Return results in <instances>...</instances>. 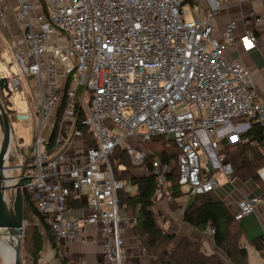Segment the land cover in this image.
<instances>
[{"label":"built area","instance_id":"built-area-1","mask_svg":"<svg viewBox=\"0 0 264 264\" xmlns=\"http://www.w3.org/2000/svg\"><path fill=\"white\" fill-rule=\"evenodd\" d=\"M225 1L207 0L203 18L187 19L182 0H18L24 44L14 51L17 71L5 75L7 97L22 92L25 76L39 79L40 94L33 112L6 109L9 119L26 128L34 122L28 162L18 153L11 165L10 148L4 170L12 178L7 183L22 179V190L39 212L50 215L58 241L76 240L87 226H100L103 259L93 264H125L123 230L135 223L120 201L125 182L110 162L116 147L124 146L132 163L141 166L150 153L133 143L166 135L179 146L176 164L159 157L152 162L158 198L169 203L175 165L178 183L190 195L216 190L220 183L214 171L222 170L228 181L232 173L218 140L227 137L235 143L252 121L264 125V106L251 72L226 56L236 43V22L227 24L222 37L215 35L214 4ZM239 39L247 51L257 47L253 29ZM59 65L65 84L59 80ZM79 120L92 132L94 146ZM259 174L264 179V168ZM14 198L15 189L5 192L9 206ZM263 200L256 194L240 199L235 219L255 213ZM75 201L86 205L69 206Z\"/></svg>","mask_w":264,"mask_h":264},{"label":"trees","instance_id":"trees-1","mask_svg":"<svg viewBox=\"0 0 264 264\" xmlns=\"http://www.w3.org/2000/svg\"><path fill=\"white\" fill-rule=\"evenodd\" d=\"M187 1L182 0L183 5H186ZM78 126L84 131L89 146H94L92 132L90 133L88 128L80 123V120ZM55 136L56 131L52 134L51 142L54 141ZM166 138H168L166 135H157L143 142L149 144L154 141L153 145L148 146V150L145 149L150 153L141 165L146 172L143 176L131 177L119 192L120 201L127 204L125 211L135 222L133 233L153 257L152 264H249L248 249L242 243L245 232L240 221L235 219L228 203L220 195V189L194 195L184 210L183 219L185 223L199 231L213 229L215 245L229 259L230 263H227L219 253H205L201 248L200 241L193 240L188 236L177 240L175 233L166 232L158 225L153 210L155 200L159 197L153 173V158L159 157L163 162L176 164L180 153L179 146L172 139ZM239 138V143L224 153L232 165L231 180L243 183L252 182L261 189L264 195V180L259 174V169L264 167V125L252 121L250 128L242 132ZM227 141V137L222 140L225 143ZM26 150V153L21 154L28 162L30 148ZM110 162L117 176H119L118 168L121 166L139 167L132 163L122 145L115 148L110 156ZM203 172L207 173L206 170ZM178 178L179 170L175 165L169 175L168 190L173 197L169 201L170 208H180L178 199L186 193L185 189L179 185ZM128 184L135 187L133 191L126 188ZM23 198L24 220L28 216L30 219V224H28L23 237L28 264H40L45 245L40 225L47 233L53 247H56V236L49 223L50 215L39 212L32 196L25 189ZM79 205L85 206L86 202L69 203V206ZM250 242L264 259V234L252 238ZM62 262L67 264L66 259H63Z\"/></svg>","mask_w":264,"mask_h":264},{"label":"crops","instance_id":"crops-1","mask_svg":"<svg viewBox=\"0 0 264 264\" xmlns=\"http://www.w3.org/2000/svg\"><path fill=\"white\" fill-rule=\"evenodd\" d=\"M187 4H190L191 8H187ZM186 5H184V8L189 12L188 16H190L191 13L192 16L199 15L203 18L209 3L207 0H188ZM214 5L215 15L213 23L215 26V35L217 37H222L227 24L231 20L236 22V43L227 49L226 56L231 60H238L251 72L256 84L258 100L264 106V0H227L220 4L215 3ZM38 10L39 9H37V11ZM18 12V0H0V64L7 62L10 66H14L15 72L17 71V65L14 60V51L17 46H22L24 44L23 34L25 29L24 22L18 17ZM253 15L261 17L262 21L257 22L252 19L251 16ZM248 29L255 30L258 36L257 47L251 51L245 50L239 39L240 35ZM59 68L60 83L65 84V76L63 75L64 67L59 65ZM0 73L8 75L2 72L1 69ZM13 73L14 72L10 74ZM22 82V92L26 88L30 96L29 105L32 108L40 94V81L36 77L25 76L22 78ZM2 96L3 95H1V97ZM20 140V143L23 144V139L20 138ZM229 143L230 142L227 141L225 145L222 144V148L225 149V152L227 149L234 146H230ZM30 144L22 148H30ZM128 171L129 170L124 166L120 168V177L125 183H128L131 177L143 176L146 172L144 167L141 166L134 167V172L131 174H129ZM218 180L220 183L218 188L220 189V195L228 203L233 213L237 211V204L239 201L236 197L262 194L261 189L252 182L243 183L238 180L228 181L223 176ZM262 180L264 179L262 178ZM128 190L130 191V188ZM185 192V195L178 199V203L181 205L178 211L171 210L169 203L166 202L165 199L158 198L155 200L153 210L155 206L159 207V216L164 215V218L166 217V221H163L162 225H158L161 229H163V226L172 228L174 222L172 221L173 223L170 222L168 224L167 220H170V217L176 216V213L180 211L182 213L181 221L183 227L181 230L183 232H174L177 235V240H180L183 236H188L193 240L200 241L201 248L205 253H219L221 250L215 245L211 228H208L206 231H199L184 222V210L194 197L186 190ZM72 207L77 209L80 205ZM240 223L245 232L243 240H251L253 234L256 235L259 233L258 236L264 234V200L256 207L255 213L245 217ZM169 227L163 230L172 232ZM123 234L125 236V264H152L153 257L144 248L141 241L134 235L133 226L124 228ZM103 238L104 236L102 235L100 226L90 225L85 228L84 235L76 240H56V247H53L48 240V242H45L40 264H63V259L67 260V264H93L103 259Z\"/></svg>","mask_w":264,"mask_h":264},{"label":"rangeland","instance_id":"rangeland-1","mask_svg":"<svg viewBox=\"0 0 264 264\" xmlns=\"http://www.w3.org/2000/svg\"><path fill=\"white\" fill-rule=\"evenodd\" d=\"M186 7L191 8L190 4L189 5L187 4ZM190 17H193L191 13H190V16H188V15L186 16L187 19H190ZM0 69L2 72H5V74H10L12 72H15L14 66H10L9 64H7V62L0 64ZM0 102L2 103V105L6 109L11 110V111L28 112V111L33 110L29 105L30 104V96L27 93L26 88L23 92H17V93L11 94L10 99L7 97V93H6L2 97H0ZM34 121H35V118H34ZM10 122H11V128H12V139H11L12 153L10 155L9 163L11 165H14L19 159L18 153H26V151H27L26 148H22V150H20V147H19V142L21 141L20 138L23 139L24 146H26L32 142L34 122H31L29 128H25L24 123L16 121V120L12 119L11 117H10ZM111 123L112 122L110 120H106V124H111ZM214 137H215V139H218V137H216V136H214ZM166 139H170V138H166ZM1 142H2V132L0 129V145H1ZM228 142H230L229 138H228ZM238 143H239V141L235 142V143L230 142L229 144L231 146V145H235ZM150 144L153 145L154 141L152 143H149V144L148 143H146V144L145 143H143V144L133 143V145H135L136 147H138V148L141 147V148H144L147 150L149 149L148 146L150 147ZM222 144L225 145L226 143L218 140L217 149L221 155H223L225 153V151H224L225 149L222 148ZM15 149H18V151ZM200 154H201L202 163L206 164L207 160H206L204 152L200 151ZM121 167L118 168L119 177H120V173H121L120 172ZM125 168H127L129 170L128 171L129 174L134 172L133 171L134 167H132V166H129V167L126 166ZM222 176L224 177L222 170L214 171V177L221 179ZM126 188H128V189L130 188L131 191L134 190V187L130 184H128ZM216 190H218V188ZM244 197H246V196H244ZM244 197L238 196L236 198L238 200H240V199H243ZM13 202H14V200L12 199L11 203H10L11 206H13ZM170 209L173 211H178L179 207L170 208ZM158 210H159V207L155 206L154 207V214H155L156 221L158 222V224L162 225L163 221H166V219H165L166 217L164 218V215L159 216ZM126 213L128 216L130 215L128 212H126ZM181 217H182V213L179 211L178 213H176V216L170 217L171 221L167 220L168 224L173 221L174 226L172 228L169 226H167V227L163 226V229H166L169 227V228H171V231L173 233L174 232H177V233L183 232L181 230V228L183 227ZM28 224H30L29 216L27 217V219L24 220V228H23V235H22V264H28L27 254L25 251V243H24V238H23L25 235ZM39 225H40V223H39ZM40 228H41V231L43 233V237H44L45 242H48L49 237H48L47 233L45 232L44 228L42 227V225H40ZM0 231H1V229H0ZM258 234H256V235L253 234L252 237L254 238V237L258 236ZM243 242H244V246L248 249L249 264H264V259L261 257L259 252L255 249V247L251 244L250 240H243ZM219 254L224 257V259L226 260L227 263H230L229 259L226 258L221 251L219 252ZM0 264H3V258H2L1 254H0Z\"/></svg>","mask_w":264,"mask_h":264},{"label":"water","instance_id":"water-1","mask_svg":"<svg viewBox=\"0 0 264 264\" xmlns=\"http://www.w3.org/2000/svg\"><path fill=\"white\" fill-rule=\"evenodd\" d=\"M10 93L7 76L0 73V97ZM0 129L2 142L0 145V228L16 231L15 260L12 264H22V235L24 228V198L21 187L22 179L17 184H8L12 177L5 174L6 159L11 148L12 128L6 108L0 102ZM15 189L13 206L5 199L7 190Z\"/></svg>","mask_w":264,"mask_h":264},{"label":"bare ground","instance_id":"bare-ground-1","mask_svg":"<svg viewBox=\"0 0 264 264\" xmlns=\"http://www.w3.org/2000/svg\"><path fill=\"white\" fill-rule=\"evenodd\" d=\"M1 229V228H0ZM16 231L1 229L0 231V254L3 264H12L15 260Z\"/></svg>","mask_w":264,"mask_h":264}]
</instances>
